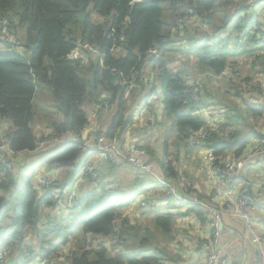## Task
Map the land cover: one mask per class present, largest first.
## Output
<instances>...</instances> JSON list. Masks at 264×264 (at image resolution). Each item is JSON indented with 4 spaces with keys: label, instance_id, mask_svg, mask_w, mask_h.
<instances>
[{
    "label": "trees",
    "instance_id": "obj_1",
    "mask_svg": "<svg viewBox=\"0 0 264 264\" xmlns=\"http://www.w3.org/2000/svg\"><path fill=\"white\" fill-rule=\"evenodd\" d=\"M140 119L158 131L160 158L132 144L141 165L98 160L82 139L125 153ZM195 148L225 182L227 165L242 163L232 184L264 228L246 174L264 172V0H0V264H193L175 230L184 220L200 230L195 264H206L212 206L173 169ZM48 236L45 249L34 242Z\"/></svg>",
    "mask_w": 264,
    "mask_h": 264
},
{
    "label": "rangeland",
    "instance_id": "obj_2",
    "mask_svg": "<svg viewBox=\"0 0 264 264\" xmlns=\"http://www.w3.org/2000/svg\"><path fill=\"white\" fill-rule=\"evenodd\" d=\"M131 101L132 100H130L129 104H131ZM41 102H42V100H37L36 104L39 105V104H41ZM109 111L108 112L106 111V113H104L102 115L103 119L104 118L107 119L106 120L107 123L105 124V128H107L110 117L114 113V112L110 113ZM129 112H131V109H129ZM205 114H207V113H204V115ZM95 120H96V116H91V121L93 122ZM209 121H212V120L209 119ZM38 126H39L38 128L40 129V131L41 130L43 131L44 127H42L40 125H38ZM154 128L155 127L151 126L144 119H140V121H138V122L134 121V123H132V130L129 131V129H126V131L124 132V134L122 136L124 141H125L124 146L125 147L127 146L125 153L129 154L133 151L136 152V147H133V145L136 146L137 144H139L140 146L153 147L155 150L158 151V156L160 158L162 155V152H161V149L159 146H160V143L162 142V140H160L158 138V136L156 135V133L158 131ZM48 146L49 145H41L35 154H37L38 156H41L46 150L49 149ZM140 149L141 148H137V151H139ZM173 152H174V147H171L170 155H173ZM28 156L29 155H26L25 158L23 157L22 159H18V158H21V157H18L17 160H15V166H16L15 168H17L18 166L22 167V165H24L23 163L27 160H31V162H32L33 160L29 159ZM38 159L39 158L36 159V161H37L36 165L37 166L40 165V163H39L40 159L39 160ZM96 159H98V157ZM121 160L125 161V158H122ZM212 160H213L212 157L203 149L195 148V149L188 151L186 154L182 150V153L180 154V157H179V162H178V164H173V169L177 172L178 175L181 176L179 183H182V185L184 187L183 188L184 192L186 190H188V188H186V187H188L190 185L191 189H194L197 194H199L203 198H206L209 200L210 204H208L209 203L208 201H207L208 203H206L204 201L202 203L205 206L207 204L209 207L212 206L211 210H213V212L211 214V218L214 220V223H216V225L219 227V232L221 230H223V227L225 226L226 229L230 230L231 232L237 233L239 236H242V235L244 236V233L247 235V232H246L247 230H246L244 222L242 220H240L244 224L243 228H242V224L240 222H237L234 220L237 218H234L232 216L229 217L227 215V213L221 209L223 207L224 203H230L232 201H235L236 199H239L242 196L241 190L243 188V185L232 184V179L234 177L238 176L240 174V172L238 174H235L236 171L233 169L232 166L229 167L228 173H227V169H226V171H225L226 178L228 181H231L230 184H228V181L225 182V181H222L221 179L217 178V175H215V173H216L215 170L213 171V170H210L208 168V163L211 165ZM118 169L119 170H116V174L118 177L125 175L124 172L128 171L127 167H121ZM36 172L42 174L43 170L37 169V167H36ZM260 173H262V176ZM132 174H133V172H132ZM183 174H186L187 177L186 178L183 177ZM246 174H247V178H248L249 182L251 184L257 185L256 187L258 189V193H257L258 198H259L260 202L264 203V195L260 191V188H262L264 186V172L256 169V171L247 170ZM257 174L261 177H257ZM127 176H130V173ZM151 176L153 178H158V179L163 178L161 174H151ZM254 177H257V181H260L259 184H257V181H255L253 179ZM225 206H226L225 208H227V204ZM175 211H177V210H175ZM128 216H130V215H128ZM231 218L232 219L234 218L233 221L231 220ZM249 219L252 222H255L257 224V222L253 216H249ZM237 220H239V219H237ZM181 227H183V228H181ZM175 230H184L185 231L184 233H180L178 238L181 241L182 240L185 241L186 245L190 249V252H192L194 254L197 253L196 243H197V240L200 236L198 233V232H200L198 227L195 226L194 228H192L188 225V222H186L184 220V222H182V221L178 222V228H175ZM175 230H174V232L176 233ZM180 232H182V231H180ZM214 233H216V232L214 231ZM238 235L236 236L233 243L229 244L228 246H230L234 250L237 249L239 251L241 249L239 247H237L238 244H240ZM220 236H223V235L220 234L219 237ZM50 239H51V236H48V237L41 239V240L36 239V240H34V242L37 243L38 245H41L45 249L46 244H47V242L50 241ZM220 239H221V237H220ZM188 240H191V241H188ZM236 244H237V246H236ZM237 250H236V252H237ZM236 256H234V258L237 259V260H235V262L237 263L238 260H240V259ZM193 264H195V263H193Z\"/></svg>",
    "mask_w": 264,
    "mask_h": 264
},
{
    "label": "built area",
    "instance_id": "obj_3",
    "mask_svg": "<svg viewBox=\"0 0 264 264\" xmlns=\"http://www.w3.org/2000/svg\"><path fill=\"white\" fill-rule=\"evenodd\" d=\"M88 135L89 134H85L82 139L85 140L86 146L90 145L92 148L97 149L99 151L98 160L101 159L114 161L125 158V160H128L134 165H141L140 156L144 155L143 149H140L139 151L136 150V152L133 151V154L123 153L122 150H119L116 144L107 142L104 137L100 136L98 138H93L92 136H89L87 138ZM72 139L74 138L72 137ZM230 166H232L233 169L236 171L235 174H238L242 170V163H237L235 165L231 164L227 165V173ZM145 170L148 173L150 172L148 167H146ZM227 204L229 205L227 207L231 213V216L242 220L245 224L247 235L250 238V243L255 247L258 253L256 264H264V228L260 227L258 223L256 224L255 222H252L249 219L248 214V212L255 211L256 206L253 204H249L247 197L244 196H241L239 199H236L235 201H232ZM211 226L213 229H216V233H214V239L210 247V252L206 257L205 263L219 264L218 261L221 256L220 247L217 242L220 235L219 227L216 225V223H214V220ZM203 248L205 250L209 249L207 245H204Z\"/></svg>",
    "mask_w": 264,
    "mask_h": 264
},
{
    "label": "crops",
    "instance_id": "obj_4",
    "mask_svg": "<svg viewBox=\"0 0 264 264\" xmlns=\"http://www.w3.org/2000/svg\"><path fill=\"white\" fill-rule=\"evenodd\" d=\"M225 230V232H222V246H223V253H222V258L219 262V264H234L236 263L233 258L234 256L238 257L240 260H242L241 264H254L255 263V257H254V248L250 243H247L250 238L245 234L243 237H246V239L244 238V240H242V242H240V244H236L237 247H239L241 250H237V249H232L230 246H228L229 244L233 243V241L235 240L236 236L238 235L235 232H231L230 230L226 229V227H223V231ZM228 235H231L228 239H226V237H228ZM226 236V237H225ZM232 237V239H231ZM238 237L240 238V236L238 235ZM234 238V239H233ZM245 242V243H244ZM244 247H242V246ZM237 250V252H236ZM194 254V253H192ZM191 254V258L192 255ZM196 257H194V259H192V263H196L197 261L200 260V253L197 252L195 253ZM234 255V256H233Z\"/></svg>",
    "mask_w": 264,
    "mask_h": 264
},
{
    "label": "water",
    "instance_id": "obj_5",
    "mask_svg": "<svg viewBox=\"0 0 264 264\" xmlns=\"http://www.w3.org/2000/svg\"><path fill=\"white\" fill-rule=\"evenodd\" d=\"M193 256H192V259H194V257H196V255L195 254H192ZM234 260H237L236 258H233ZM235 264H241L240 262H239V260H238V262L237 263H235Z\"/></svg>",
    "mask_w": 264,
    "mask_h": 264
}]
</instances>
